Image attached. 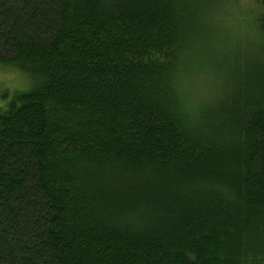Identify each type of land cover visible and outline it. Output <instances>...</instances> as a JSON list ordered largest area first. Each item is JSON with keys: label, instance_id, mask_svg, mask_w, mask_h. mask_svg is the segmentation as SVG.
Returning a JSON list of instances; mask_svg holds the SVG:
<instances>
[{"label": "trees", "instance_id": "1", "mask_svg": "<svg viewBox=\"0 0 264 264\" xmlns=\"http://www.w3.org/2000/svg\"><path fill=\"white\" fill-rule=\"evenodd\" d=\"M222 2L0 0V64L40 77L0 108V264H264V12L246 42Z\"/></svg>", "mask_w": 264, "mask_h": 264}, {"label": "clouds", "instance_id": "2", "mask_svg": "<svg viewBox=\"0 0 264 264\" xmlns=\"http://www.w3.org/2000/svg\"><path fill=\"white\" fill-rule=\"evenodd\" d=\"M264 12V0H226L207 10V15L214 23H222L224 26L241 31L251 28V22L255 17ZM189 74H194V80ZM169 76L175 88L177 84L180 93L187 95L178 96L181 110L190 118L195 119L203 102L209 101L216 92V78L208 63L198 60L193 53L180 49L176 52V60ZM191 80V82H190ZM40 77L33 73H22L19 68L6 67L0 64V91L9 90L6 99H0V108L7 109L17 91L28 92L38 85Z\"/></svg>", "mask_w": 264, "mask_h": 264}, {"label": "rangeland", "instance_id": "3", "mask_svg": "<svg viewBox=\"0 0 264 264\" xmlns=\"http://www.w3.org/2000/svg\"><path fill=\"white\" fill-rule=\"evenodd\" d=\"M253 21L251 22L252 27L251 28H248L247 25H246L247 30L244 31L245 36H243V37H245V41L246 42H252V40L257 39L258 33H257V31H256V29H255V27L253 25ZM216 28H217V31H220V32H222L224 34H226L228 32V27L222 28L219 25H216ZM4 95H9V90L6 89V88L3 89L2 91H0V99H2V97Z\"/></svg>", "mask_w": 264, "mask_h": 264}]
</instances>
